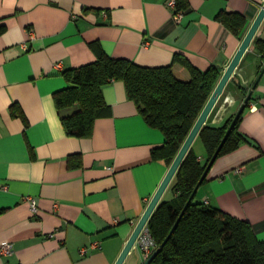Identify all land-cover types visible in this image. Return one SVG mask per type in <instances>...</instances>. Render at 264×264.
<instances>
[{
	"label": "crops",
	"instance_id": "obj_1",
	"mask_svg": "<svg viewBox=\"0 0 264 264\" xmlns=\"http://www.w3.org/2000/svg\"><path fill=\"white\" fill-rule=\"evenodd\" d=\"M170 1L0 0V249L13 245L12 255L0 254V264L119 260L171 167L153 157L165 136L147 124L117 81L104 88L110 111L97 120L92 137H68L61 115L73 110L60 114L55 94L68 88L64 71L96 61L93 43L110 57L142 67L172 66L185 82L191 74L174 63L177 55L203 72L217 66L224 73L264 5V0H189L179 23ZM225 12L246 18L241 37L217 20ZM256 39L264 40V23ZM260 65L254 44L226 89V104H233L222 109V98L209 126L221 127L236 116ZM240 132L247 142L217 159L196 199L249 222L264 241V75ZM198 141L194 150L205 161ZM176 196L170 185L161 202ZM29 199L37 202V213ZM145 262L135 247L125 264Z\"/></svg>",
	"mask_w": 264,
	"mask_h": 264
},
{
	"label": "trees",
	"instance_id": "obj_2",
	"mask_svg": "<svg viewBox=\"0 0 264 264\" xmlns=\"http://www.w3.org/2000/svg\"><path fill=\"white\" fill-rule=\"evenodd\" d=\"M188 7L189 0H177L179 11L187 12ZM217 20L237 37L243 35L247 26L246 18L239 13H220ZM254 44L262 71L264 40L255 39ZM91 48L96 61L64 71L62 75L68 88L55 94L60 114L73 110L72 114L61 115L67 136L92 137L97 120L106 117L110 111L104 88L113 82H123L129 99L137 104L147 124L165 136V143L153 152L154 159L171 166L218 85L223 69L213 66L203 72L185 57L177 55L174 63L181 64L191 74V80L185 82L176 78L172 66L142 67L127 59L110 57L99 43L91 44ZM238 88L247 96L244 87L238 85ZM248 108L217 159L247 142L240 132V124ZM13 115L24 119L19 109H13ZM234 118L232 116L221 127L207 125L201 131L198 140L206 149V160L202 161L192 148L171 184L176 198L161 202L149 222L148 228L157 249L162 247L176 225ZM151 264H264V241L257 237L249 222L199 203L195 198L173 236Z\"/></svg>",
	"mask_w": 264,
	"mask_h": 264
},
{
	"label": "water",
	"instance_id": "obj_3",
	"mask_svg": "<svg viewBox=\"0 0 264 264\" xmlns=\"http://www.w3.org/2000/svg\"><path fill=\"white\" fill-rule=\"evenodd\" d=\"M263 23H264V5H263L261 12L259 13V16L257 17L256 21L254 22V24L250 28L249 32L247 33L246 37L244 38L242 45H241L239 51L237 52L236 56L234 57V59L232 60L230 65L225 69V71H224L218 85L216 86L213 94L211 95L209 101L207 102L205 108L203 109L201 115L199 116L197 122L195 123L192 131L190 132L185 143L183 144V146H182L180 152L178 153L176 159L172 163L167 176L165 177L162 185L160 186L159 190L157 191L154 198L152 199V201H151L150 205L148 206V208H147L144 216L142 217L141 221L138 223L131 239L127 243L125 249L123 250V252H122V254H121V256H120V258L116 264H125L129 255L131 254L133 249H135L137 242L140 238V235L142 234L144 229L149 225L151 218L153 217L156 209L158 208V206L161 203L163 195L165 194L167 189L172 184V182H173L174 178L176 177L179 169L181 168L184 160L186 159V157L188 156V154L192 150L195 142L197 141L201 131L204 129V127H206L208 125V121H209L210 117L212 116V114L215 111V109L217 108L219 102L223 98L228 85L230 84V82L234 78L236 71L239 69L243 59L253 49L256 36H257L261 26L263 25ZM263 75H264V68H263L258 80L256 81L253 90L246 97L244 105L241 107L239 112L236 114L225 138L223 139V141H222L220 147L218 148L216 154L214 155V157L210 161L203 177L201 178L200 182L198 183L194 193L192 194L191 198L189 199L184 211L182 212V214H181L180 218L178 219L176 225L172 229L170 235L168 236V238L166 239V241L164 242L162 247L157 249L153 253V255L144 264H151L154 261V259L157 257V255L160 253L161 249L168 243L170 238L173 236V234L176 231L177 227L179 226L183 216L185 215L187 209L189 208V206L191 205L193 200L196 198L199 189L202 187L204 181L206 180L212 166L214 165L215 161L217 160V158H218L220 152L222 151L225 143L227 142L230 134L232 133V131L236 127V125H237L240 117L242 116V114L245 112L247 107L250 105V102L253 99L254 91L257 89Z\"/></svg>",
	"mask_w": 264,
	"mask_h": 264
},
{
	"label": "built area",
	"instance_id": "obj_4",
	"mask_svg": "<svg viewBox=\"0 0 264 264\" xmlns=\"http://www.w3.org/2000/svg\"><path fill=\"white\" fill-rule=\"evenodd\" d=\"M169 7L174 12L175 21L180 23L181 20L183 19L184 15L186 14V12L178 10V8H177V0H171L169 2ZM253 49H254V47H253ZM58 68L61 69L60 66H58ZM237 172H241V170H239ZM29 200H30L33 212L37 213L38 212L37 202L34 199H29ZM96 247H99V245H96ZM136 247L143 254L145 261H147L153 255V253L157 250L158 245L156 244L154 238L152 237L148 226L144 229V231L140 235V238H139V240L137 242ZM83 252H85V251H83ZM0 254L3 255V256L12 255L13 254V245L12 244H7V245L3 246L0 249Z\"/></svg>",
	"mask_w": 264,
	"mask_h": 264
},
{
	"label": "rangeland",
	"instance_id": "obj_5",
	"mask_svg": "<svg viewBox=\"0 0 264 264\" xmlns=\"http://www.w3.org/2000/svg\"><path fill=\"white\" fill-rule=\"evenodd\" d=\"M227 94H225V96H223V99L221 101V105H222V109L226 108L227 109V106H228V109H229V106H231L233 104V101H230L228 102V104H226V101H227ZM226 99V100H225ZM230 104V105H229ZM226 105V106H225ZM227 109V110H228ZM196 147L197 149H205L204 148V145L202 144V142L198 141L197 144H196Z\"/></svg>",
	"mask_w": 264,
	"mask_h": 264
},
{
	"label": "bare ground",
	"instance_id": "obj_6",
	"mask_svg": "<svg viewBox=\"0 0 264 264\" xmlns=\"http://www.w3.org/2000/svg\"><path fill=\"white\" fill-rule=\"evenodd\" d=\"M226 100V99H225ZM230 105V104H229ZM227 108H228V106H227ZM218 109V108H217Z\"/></svg>",
	"mask_w": 264,
	"mask_h": 264
}]
</instances>
